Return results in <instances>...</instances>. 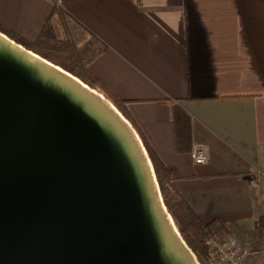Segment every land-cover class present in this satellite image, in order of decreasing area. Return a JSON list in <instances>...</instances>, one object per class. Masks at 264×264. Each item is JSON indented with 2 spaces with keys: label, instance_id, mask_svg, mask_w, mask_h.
<instances>
[{
  "label": "crops",
  "instance_id": "1",
  "mask_svg": "<svg viewBox=\"0 0 264 264\" xmlns=\"http://www.w3.org/2000/svg\"><path fill=\"white\" fill-rule=\"evenodd\" d=\"M49 19L58 38L107 44L90 67L130 100L175 188L264 264V0H0V24L29 41ZM176 105L207 163L175 150Z\"/></svg>",
  "mask_w": 264,
  "mask_h": 264
},
{
  "label": "water",
  "instance_id": "2",
  "mask_svg": "<svg viewBox=\"0 0 264 264\" xmlns=\"http://www.w3.org/2000/svg\"><path fill=\"white\" fill-rule=\"evenodd\" d=\"M0 264H201L131 120L1 30Z\"/></svg>",
  "mask_w": 264,
  "mask_h": 264
},
{
  "label": "trees",
  "instance_id": "3",
  "mask_svg": "<svg viewBox=\"0 0 264 264\" xmlns=\"http://www.w3.org/2000/svg\"><path fill=\"white\" fill-rule=\"evenodd\" d=\"M56 12L61 15L63 10L60 7H56ZM0 30L7 33L17 42L62 66L81 78L87 84L103 92L116 104L121 112L131 120L143 138L154 164L164 201L173 215L182 235L198 255L201 264L210 262L212 258L209 247L206 244V239L215 231L226 233V231H228V224L218 218L205 221L199 216L175 188L169 166L155 151L131 116L128 109L130 100L124 99L114 93L101 78L92 71L90 67L92 61L107 49V44H105L103 40L97 38V36H95L93 40L82 45H77L69 38H58L51 19L46 22L39 37L34 42L15 34L1 24ZM172 120L175 126V150L178 153L191 151L193 144L191 114L182 106L176 105L172 109ZM217 223L221 224L219 230H215V225Z\"/></svg>",
  "mask_w": 264,
  "mask_h": 264
},
{
  "label": "built area",
  "instance_id": "4",
  "mask_svg": "<svg viewBox=\"0 0 264 264\" xmlns=\"http://www.w3.org/2000/svg\"><path fill=\"white\" fill-rule=\"evenodd\" d=\"M190 154L197 164L209 161L208 153L201 143H194ZM206 244L209 247L212 260L217 264H260L252 257L253 249L243 244L232 234L215 231L206 239ZM259 253L264 260V249L255 254Z\"/></svg>",
  "mask_w": 264,
  "mask_h": 264
},
{
  "label": "rangeland",
  "instance_id": "5",
  "mask_svg": "<svg viewBox=\"0 0 264 264\" xmlns=\"http://www.w3.org/2000/svg\"><path fill=\"white\" fill-rule=\"evenodd\" d=\"M69 39H71V38H69ZM71 40H73V39H71ZM77 45H82V44H85L84 42H86V41H82V42H80L79 40H73ZM198 256V255H197ZM199 258V257H198ZM206 264H217L215 261H213V260H210V262H208V263H206Z\"/></svg>",
  "mask_w": 264,
  "mask_h": 264
}]
</instances>
